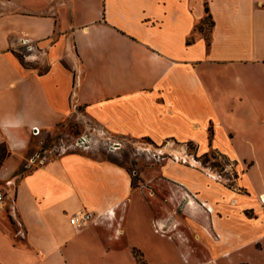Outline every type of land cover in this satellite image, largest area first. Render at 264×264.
<instances>
[{"label": "crops", "instance_id": "1", "mask_svg": "<svg viewBox=\"0 0 264 264\" xmlns=\"http://www.w3.org/2000/svg\"><path fill=\"white\" fill-rule=\"evenodd\" d=\"M207 17L209 37L196 28ZM71 120L232 158L242 192L193 157L161 162L148 181L168 186L164 201L177 196L189 219L199 214L211 264L264 248V0H0V143L11 152L0 177L16 183L17 205L14 221L0 212V264H135L130 246L154 264L168 220L133 204L121 164L76 149L5 178L33 127ZM85 211L86 225L70 223ZM147 235L156 246L137 245ZM177 245L189 261L192 248Z\"/></svg>", "mask_w": 264, "mask_h": 264}, {"label": "rangeland", "instance_id": "2", "mask_svg": "<svg viewBox=\"0 0 264 264\" xmlns=\"http://www.w3.org/2000/svg\"><path fill=\"white\" fill-rule=\"evenodd\" d=\"M200 25L203 28V35L209 37L211 20L207 17L204 24H199V26ZM42 50L43 49H41V52L45 53ZM88 123V126H84L71 120L57 126L52 132L42 130L39 135H33L32 132V138L24 154L22 156H17V159L20 160L19 168L15 173L9 171L10 167H14L16 162V158L14 157L11 160L12 163L4 167V173L9 171L6 173L5 178L7 176V178H11L14 175L18 177L24 175L22 173L24 163L26 159L34 153L42 149L48 150L56 146L75 144L78 138L85 135L89 139L88 148L86 150L80 148L76 149L92 156L114 161L125 167L132 177V187L134 189L133 204H138L140 200L144 206V208L140 210L141 212L148 211L154 213L156 217L167 218L168 224L164 227L166 230L165 238L170 242L164 239L163 244L160 243L163 245V254L160 255V257L156 256L154 258V264H185V262L192 264L199 260V264H211L213 261V254L204 238L201 236L203 229L199 214L195 215L198 221L189 219L187 213H185L186 203L182 202L178 205V198L175 195L171 196L170 201H164L166 194L170 193L171 189L164 184L152 183L148 181V178L155 172L152 168L158 166L161 162L172 160L183 163V161L176 160L174 155L169 151H159L166 146L168 149L175 147L182 152V155H188L185 156L188 161L190 157L195 158L199 161V166H202L208 172L215 175L214 177L216 179L222 181L230 188L242 192V188L236 185V181L241 175V169L238 168L236 161L213 150L203 155H198L195 151V146L191 143L185 145L171 140L157 143L150 140L148 137L133 138L130 136H118L111 134L95 122L89 121ZM155 152L159 154L163 153V155L160 157L158 155L155 156ZM10 154L11 152L7 144L0 143V168L5 165V161L9 158ZM181 159L180 157V160ZM213 170H215V172H213ZM4 183L5 181L0 177V187ZM190 206L192 208L194 204L190 203ZM136 211H138V209H136ZM212 212L213 210H210V213ZM157 227L161 229L159 226ZM153 230H155L154 227ZM160 233L156 234L160 235ZM148 237V235L145 237L147 243L142 240H137V245L146 246L152 243L156 246L157 244L155 242H157L158 236L153 235L150 238ZM178 243H185L187 244V248H192L188 249L185 253L186 256L190 255L189 261H187L183 255L181 258L180 250H178ZM129 250L135 258V264H147L143 248L130 246ZM183 260H185V262ZM245 260L251 264H264V248L260 250L252 247L243 250L241 253H233L229 259L221 258L220 264H229V262L239 264V262Z\"/></svg>", "mask_w": 264, "mask_h": 264}, {"label": "built area", "instance_id": "3", "mask_svg": "<svg viewBox=\"0 0 264 264\" xmlns=\"http://www.w3.org/2000/svg\"><path fill=\"white\" fill-rule=\"evenodd\" d=\"M22 44H24L28 51H35L37 50V46L34 42L25 39L22 41ZM33 135H39L41 133V129L37 126L32 128ZM89 139L87 136L82 135L75 144L70 145H63V146H56L53 149L48 150H41L39 152L34 153L32 156H30L28 159H26V162L23 166V174L29 173L36 169L37 167L44 165L48 160L61 156L65 153H67L69 150H76V148H80L83 150H86L88 148ZM155 156L158 155L159 157L163 155V153L159 154L155 152ZM188 156V155H185ZM176 158V157H174ZM179 161H183V163H188L189 161L186 158L177 159ZM20 177V176H19ZM16 183L12 179H8L5 181V185H2L0 187V212H4L11 218V220L14 221V219L17 217V205H16ZM261 201L264 203V199L261 196ZM209 209V208H208ZM92 219V214L90 212H78L73 214L70 217V223L76 227H83L86 225L87 222H89Z\"/></svg>", "mask_w": 264, "mask_h": 264}, {"label": "bare ground", "instance_id": "4", "mask_svg": "<svg viewBox=\"0 0 264 264\" xmlns=\"http://www.w3.org/2000/svg\"><path fill=\"white\" fill-rule=\"evenodd\" d=\"M164 150H166L165 147L160 149V151H164ZM178 151L179 150L177 148H175V147H173V148L170 149V152H173L175 154V157L176 158H179L180 157V154H179ZM263 198H264V196H263ZM190 203L194 204L195 202L192 200V202H190Z\"/></svg>", "mask_w": 264, "mask_h": 264}, {"label": "trees", "instance_id": "5", "mask_svg": "<svg viewBox=\"0 0 264 264\" xmlns=\"http://www.w3.org/2000/svg\"><path fill=\"white\" fill-rule=\"evenodd\" d=\"M207 11H208V8H207ZM206 19H207V18H206ZM196 28H197L199 31H201V32L203 31L202 26H201V25L199 26V24L196 25ZM149 139H150V138H149ZM150 140H151V139H150ZM3 144H4V143H3ZM204 162H205V161H204Z\"/></svg>", "mask_w": 264, "mask_h": 264}]
</instances>
